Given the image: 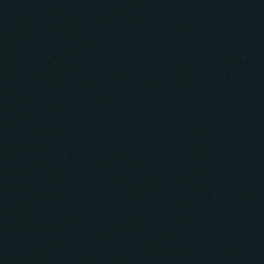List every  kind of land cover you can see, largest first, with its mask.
I'll return each mask as SVG.
<instances>
[{
    "label": "water",
    "instance_id": "water-1",
    "mask_svg": "<svg viewBox=\"0 0 264 264\" xmlns=\"http://www.w3.org/2000/svg\"><path fill=\"white\" fill-rule=\"evenodd\" d=\"M0 264H264V0H0Z\"/></svg>",
    "mask_w": 264,
    "mask_h": 264
}]
</instances>
